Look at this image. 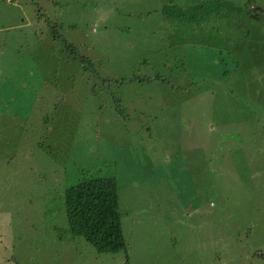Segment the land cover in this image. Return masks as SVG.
<instances>
[{
    "label": "rangeland",
    "instance_id": "374dc122",
    "mask_svg": "<svg viewBox=\"0 0 264 264\" xmlns=\"http://www.w3.org/2000/svg\"><path fill=\"white\" fill-rule=\"evenodd\" d=\"M99 174L115 253L65 214ZM0 264H264V0H0Z\"/></svg>",
    "mask_w": 264,
    "mask_h": 264
},
{
    "label": "trees",
    "instance_id": "16d2710c",
    "mask_svg": "<svg viewBox=\"0 0 264 264\" xmlns=\"http://www.w3.org/2000/svg\"><path fill=\"white\" fill-rule=\"evenodd\" d=\"M58 36L63 42L67 40ZM157 78L164 80L160 75ZM64 206L70 232L84 235L97 252L115 253L126 248L114 177L99 174L76 181L65 188Z\"/></svg>",
    "mask_w": 264,
    "mask_h": 264
}]
</instances>
